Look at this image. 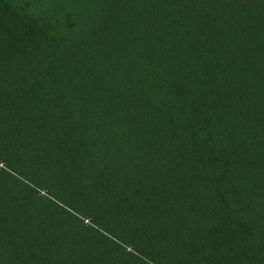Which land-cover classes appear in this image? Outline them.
Instances as JSON below:
<instances>
[{
    "label": "rangeland",
    "instance_id": "obj_1",
    "mask_svg": "<svg viewBox=\"0 0 264 264\" xmlns=\"http://www.w3.org/2000/svg\"><path fill=\"white\" fill-rule=\"evenodd\" d=\"M148 1L143 0L149 8L144 20L152 16ZM108 6L102 0H0V36L17 44L20 54L42 57L56 49L60 56L70 50L79 59L69 62L67 52L65 60L49 68L50 79L36 86L48 100L51 127L33 126L32 136L39 140L26 142L19 156L0 159V187L6 195L0 200L26 205L50 227L66 232L70 242L103 250L120 264H264V145L255 141L244 150L252 158L247 176H242L240 156L225 148L216 153L217 162L198 164L184 157L179 166L183 153L177 152L172 132L156 112H144L133 84L147 69V49L133 44L119 57L116 73L134 77H117V83L98 76L99 59L87 56L111 49L93 44L102 34ZM101 66L107 73L111 69L107 63ZM254 74L259 76L257 70ZM246 77L245 92L257 82ZM234 92L227 96L244 104L246 93ZM248 117L261 120L256 113ZM221 131L224 136L230 132L227 127ZM181 167L200 172L197 188L185 198V212L195 223L138 233L136 223L146 207L171 194ZM0 264H23L1 234Z\"/></svg>",
    "mask_w": 264,
    "mask_h": 264
},
{
    "label": "trees",
    "instance_id": "obj_2",
    "mask_svg": "<svg viewBox=\"0 0 264 264\" xmlns=\"http://www.w3.org/2000/svg\"><path fill=\"white\" fill-rule=\"evenodd\" d=\"M102 1L104 6L110 5L102 34L95 35L93 44L111 49L101 55L87 50L90 60L99 59L94 69L98 76L116 83L117 77L132 80L134 76L118 74L114 66L133 44L147 49V69L142 76H135L133 84L142 97L144 112H156L165 120L162 126L172 132L177 152L183 153L178 154L177 164L182 166L181 161L188 158L198 164L217 162L216 153L225 148L233 156H240L242 176H247L252 158L249 150H244L255 141L264 145V0H180L177 6L174 4L178 0H144L152 8L147 20L142 19L145 12L149 13L143 0ZM156 28L158 31L152 33ZM19 49L0 36V159L14 153L19 156L26 142L38 141L32 136L33 126L51 127L45 114L48 100L36 86L50 79L49 68L56 60H65L67 52L69 62L79 61L77 52L72 54L70 50L60 56L55 49L42 57H29ZM104 63L111 67L107 69L109 74L101 70ZM247 75L257 82L249 83L245 92L241 85L249 82ZM233 79L238 82L234 89ZM126 87L129 93L131 88ZM231 90L235 94L245 92V103L228 97ZM241 103L243 109L238 108ZM254 113L261 120L248 117ZM243 116L246 122H241ZM224 127L230 131L228 136L221 131ZM184 157L187 159H179ZM175 178L171 194L146 207L136 223L138 233L169 231L193 221L185 212V198L197 188L200 172L181 167ZM3 190L0 187V197L6 198ZM0 234L23 264H120L103 250L70 242L67 233L50 227L44 216L10 199L0 200Z\"/></svg>",
    "mask_w": 264,
    "mask_h": 264
}]
</instances>
